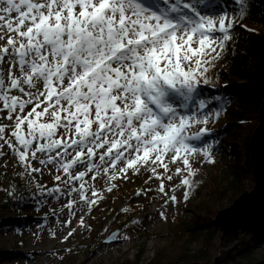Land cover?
Here are the masks:
<instances>
[{"label":"snow or ice","instance_id":"6c2138e0","mask_svg":"<svg viewBox=\"0 0 264 264\" xmlns=\"http://www.w3.org/2000/svg\"><path fill=\"white\" fill-rule=\"evenodd\" d=\"M244 14L189 0H0V120L12 121L0 124V157L7 145L29 174L41 171L32 161L53 165L80 190L94 171L115 180L151 165L157 175L165 158L180 160L187 200L190 158L215 163L212 145L192 143L220 116L205 111L199 89Z\"/></svg>","mask_w":264,"mask_h":264},{"label":"rangeland","instance_id":"374dc122","mask_svg":"<svg viewBox=\"0 0 264 264\" xmlns=\"http://www.w3.org/2000/svg\"><path fill=\"white\" fill-rule=\"evenodd\" d=\"M189 2L196 3L202 12L211 11L216 14L227 11L234 17L232 9L236 6L234 0L221 1L223 5L216 0H189ZM208 4L213 7L207 8ZM3 43L4 41H0V44ZM2 115L6 113H0V116ZM11 123L12 121L6 119L0 120V124ZM224 125V120L217 119L214 122L210 120L206 126L215 134L214 139L205 144L212 145L215 163H207L200 154L190 158L191 167L196 171V175L192 178L193 187L187 200L184 199L186 188L182 185V179L187 177V172L176 173L177 168L184 169L180 160L171 163L165 158L168 164L167 172L162 166H155L159 178L151 171L153 167L151 165L141 167L138 174H134L133 170L129 169L126 178H122L123 174H120L115 180L110 179V173L101 176V171L93 180L91 176L96 175L94 171L85 176L84 189L80 190L81 181L69 180L62 170L57 171L53 165L44 167L38 161H32V167L40 168L41 171L29 174L17 158L11 155L7 145H4L3 152L7 155L0 157V187H4L10 177L24 173L29 183L28 190L35 199L20 210H13L2 208L0 194V217L18 221L16 224L5 223L4 233L0 235V243L4 242L2 244L4 248L11 251L10 256L2 264H110L117 259L134 258L141 249L144 250V260H148L166 248L174 250L182 247L187 238V234L183 232L193 225L197 208L206 197L205 187L210 185L214 177L219 180L227 176L226 182L231 181L230 172L226 167V156L221 149L222 142L216 139L223 131ZM193 131H196V128ZM193 144L198 148L205 146ZM79 170H85L84 166L81 165ZM57 176L61 177V180L58 181ZM161 184L163 191L160 190ZM57 188L60 189L59 192L52 191L51 195L48 194L49 191ZM109 188L111 191H108ZM93 191L98 195L93 196ZM81 192L84 197L87 196L88 202L81 208L82 217L71 229L72 234L63 231L62 218L56 220L57 228L60 230L49 232L54 225L46 226L45 221L55 215L57 210L65 208L62 201L68 196L74 195L80 199ZM240 195L235 197L227 195L218 204L210 202L205 210V217L202 218L210 223L203 224V227L196 232L203 235L202 240H207V246L202 254L208 264H233L232 262L264 264V245L250 230L237 223L224 234L223 230L214 223L218 214L231 207ZM172 196L176 197L175 203L170 199ZM92 200L96 203L91 204ZM156 208L158 214L154 216L152 211ZM149 211L152 213L148 214ZM17 215H20L18 219H16ZM65 216L70 220L74 219L68 211L65 212ZM30 221L40 223L28 225L27 230L26 224ZM211 223H214L215 230ZM210 229L213 231L205 235ZM46 231L50 233L48 241L50 243H46L44 247L49 251L48 255L41 260H29L27 254L33 251L36 242L39 241L38 238L47 233ZM181 238L182 242L177 245L176 241ZM241 242L248 245L246 250H242ZM200 244V240L194 242L190 245V249L198 251L202 247ZM227 253L231 258L229 262L224 263L221 259Z\"/></svg>","mask_w":264,"mask_h":264},{"label":"trees","instance_id":"16d2710c","mask_svg":"<svg viewBox=\"0 0 264 264\" xmlns=\"http://www.w3.org/2000/svg\"><path fill=\"white\" fill-rule=\"evenodd\" d=\"M216 1L223 5L221 1L224 0ZM241 7L245 8V14L234 25L231 40L227 42L221 58L210 67L207 73L210 83L202 85L198 94V99H204L209 105L206 112L212 114L220 112L218 118L213 116L210 119L211 122L217 119L224 120V129L216 139L222 142L221 149L226 156V167L230 172L231 181L226 182L227 176L219 180L214 177L210 185L205 187L206 197L197 208L193 225L183 232L187 234V238L182 247L174 250L166 248L148 260H144V250L141 249L134 258L117 259L110 264H208L202 254L207 246V240H202L203 235L197 234L196 231L202 228L203 224L210 223L202 218L205 217L209 203L218 204L227 195L235 197L252 188L248 147L251 135L258 125L257 115L264 100V0H246L244 5L236 4L235 7H231L234 17L239 14ZM209 132L210 134L202 141H193V143L197 145L210 143L209 140L214 139L215 134ZM26 179L24 173H19L10 177L4 187H0L2 208L20 210L26 204H31L35 196L30 194ZM19 217L20 215H17L16 219ZM16 222L18 221L0 217V235L4 233L5 223L16 224ZM214 223L210 225L214 227ZM238 224L250 230L264 245V221L246 220ZM215 229L214 227L213 230ZM213 230H207L205 235ZM199 240L202 247L198 251H192L190 245ZM181 242L182 238L176 241L177 245ZM241 243L242 250H246L248 245ZM2 244L4 242L0 243V264L4 263L11 254V251L5 249ZM230 258L227 253L221 260L227 263ZM252 264H260V262Z\"/></svg>","mask_w":264,"mask_h":264},{"label":"water","instance_id":"95a60500","mask_svg":"<svg viewBox=\"0 0 264 264\" xmlns=\"http://www.w3.org/2000/svg\"><path fill=\"white\" fill-rule=\"evenodd\" d=\"M257 116L258 125L251 135L248 147L253 186L216 217L215 224L224 234L241 221H264V100Z\"/></svg>","mask_w":264,"mask_h":264},{"label":"bare ground","instance_id":"6f19581e","mask_svg":"<svg viewBox=\"0 0 264 264\" xmlns=\"http://www.w3.org/2000/svg\"><path fill=\"white\" fill-rule=\"evenodd\" d=\"M13 16H15V13H13ZM101 176H105L108 174H104L103 170L101 169ZM87 196H85V199H80L75 197L74 195L72 197L68 196L64 201H62V205H65L64 209H61L60 211L57 210L55 215L50 216V218L48 220H46L44 223L46 226L47 225H54V227L51 228V230L49 232H53L55 229L60 230V228L58 227V223L56 220H58L59 218H62L63 220V227L64 230L67 234H69L71 232V229H73L75 227V225L77 224L78 221H80V218L82 217L80 214V210L83 207V205L86 203L87 201ZM71 204V208L68 207V205ZM59 209V208H56ZM68 211L69 213H71L74 216V219H69L68 217L65 216V212ZM154 213V216H156L158 214V209L156 208L155 210L152 211ZM151 211L148 212V214L152 213ZM85 216V214L83 215ZM38 223L40 222H28L26 224L27 226V230H28V225H38ZM47 232V231H46ZM44 233L42 235V237L38 238V242H36V245L33 249V251L30 252V254H27L29 256V260H41V258L43 259L44 257H46L48 255V250L45 249L44 247L45 244H49V238H50V233ZM60 236V235H59ZM61 238V237H59ZM53 241V240H52ZM23 256V255H22Z\"/></svg>","mask_w":264,"mask_h":264}]
</instances>
